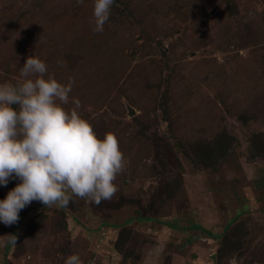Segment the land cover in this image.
<instances>
[{
  "label": "rangeland",
  "instance_id": "obj_1",
  "mask_svg": "<svg viewBox=\"0 0 264 264\" xmlns=\"http://www.w3.org/2000/svg\"><path fill=\"white\" fill-rule=\"evenodd\" d=\"M127 1L99 43L76 0H0V83L32 55L74 78L70 101L126 158L110 200L33 201L0 222V264H264V0H130L135 17Z\"/></svg>",
  "mask_w": 264,
  "mask_h": 264
},
{
  "label": "clouds",
  "instance_id": "obj_2",
  "mask_svg": "<svg viewBox=\"0 0 264 264\" xmlns=\"http://www.w3.org/2000/svg\"><path fill=\"white\" fill-rule=\"evenodd\" d=\"M113 4L94 0V32H103ZM20 77L0 83V185L21 181L0 200V222L18 223L20 211L33 201L65 208L73 196L97 206L110 200L119 191L114 181L126 167L117 136L98 137L79 114L80 101H70L74 78L58 81L35 55L26 59ZM70 102L74 107L66 108ZM5 237L6 243L17 244V235ZM65 264L83 262L72 254Z\"/></svg>",
  "mask_w": 264,
  "mask_h": 264
},
{
  "label": "trees",
  "instance_id": "obj_3",
  "mask_svg": "<svg viewBox=\"0 0 264 264\" xmlns=\"http://www.w3.org/2000/svg\"><path fill=\"white\" fill-rule=\"evenodd\" d=\"M129 1H130V0H129ZM129 1L125 2V3L123 4L124 6H119V5H118L119 7L122 8V9L120 10V13L123 11V12L126 14V17H128V16H133V17H135V15H136V14H135V11H137V9H139V8H138V6H137L136 4H134V2H132V1L129 2ZM129 3H130V4H129ZM114 5H117V4H116V0H114V4H113L112 6H114ZM80 6H81L83 9L88 10V12H89L90 10H93L94 0H84L83 4H80ZM93 28H94V26H93ZM141 32H142L143 36H145V37H149L148 34H146V31H141ZM90 33H91L92 38H93L94 35H95V32L93 31L92 27H91V29H90ZM93 33H94V34H93ZM108 35H109L108 26L105 24L103 32H102V33H99L98 38H94V42H99V43H101L102 40L104 39V37H108ZM130 40H134V38H130ZM95 48H97V50L102 49L101 46H99V47H95ZM95 48H94V51H95ZM118 50H119V48H117V51H116V49H114V50H113V49H110V52H108V56H110L112 52L114 53V55L110 58L112 63L115 62V58H116V56H117V54H118ZM98 53L100 54L101 51L98 52ZM103 54H104V53H102V56H103ZM62 61L67 62V60H65L64 57L62 58ZM114 70H115V75L113 76V78H114V80H115L119 74H116V73H117L116 68H115ZM106 78H108V77H106V75H105V80H104L103 78H101V82L104 83V84L112 85V86H113L112 81H109L110 78H108V80H106ZM115 81H117V80H115ZM139 218H140V217H139ZM140 219H142V220H148L149 218L142 217V218H140ZM233 220H234V219L230 220V221L227 223V225L225 226L224 229H226V228L232 223ZM190 226H191V228H195V229H196V228H200V225H198V224H192V225H190ZM208 231H209V230H208ZM208 231H207V232H208ZM209 234H210L211 237L219 238V235H217V234H213V233H211V232H209Z\"/></svg>",
  "mask_w": 264,
  "mask_h": 264
},
{
  "label": "water",
  "instance_id": "obj_4",
  "mask_svg": "<svg viewBox=\"0 0 264 264\" xmlns=\"http://www.w3.org/2000/svg\"><path fill=\"white\" fill-rule=\"evenodd\" d=\"M14 108H16L15 106H13ZM134 113V111L132 109H130L129 114L132 115Z\"/></svg>",
  "mask_w": 264,
  "mask_h": 264
}]
</instances>
